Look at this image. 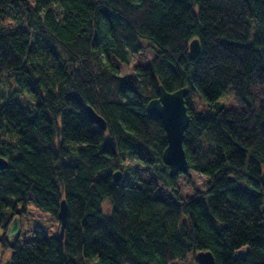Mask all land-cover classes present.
<instances>
[{
    "label": "trees",
    "instance_id": "trees-1",
    "mask_svg": "<svg viewBox=\"0 0 264 264\" xmlns=\"http://www.w3.org/2000/svg\"><path fill=\"white\" fill-rule=\"evenodd\" d=\"M145 45L153 55L130 74L108 59L128 62ZM4 73L32 94L19 100L0 82L6 264H170L200 250L215 264H264V0H0ZM159 84L188 89L182 144L189 169L208 178L184 197L174 191L182 173L161 160V120L145 108ZM227 91L236 107L217 103ZM193 93L206 110L194 111ZM125 155L153 176H125ZM62 199V237L7 240L27 201L57 219Z\"/></svg>",
    "mask_w": 264,
    "mask_h": 264
},
{
    "label": "rangeland",
    "instance_id": "rangeland-1",
    "mask_svg": "<svg viewBox=\"0 0 264 264\" xmlns=\"http://www.w3.org/2000/svg\"><path fill=\"white\" fill-rule=\"evenodd\" d=\"M152 55L153 48L145 45L140 53L131 54L128 62H122L112 55L108 56V59L117 67L119 74L127 75L132 73L135 65L149 61ZM0 82L1 87H3L5 92L14 91V95H16L19 100L27 101L32 99L31 92H29L26 87L18 86L12 76L6 73L0 74ZM188 101L196 112L207 109L206 102L199 98L195 93L189 95ZM217 103L222 104L225 107L237 106L229 91H227L225 95L219 97ZM122 169L125 172V176L128 177L138 175L140 178L149 179L154 174L151 169L147 170V167L144 166L135 156L130 157L125 155V160L122 162ZM207 179L208 178L204 174L189 169L188 175L179 174L177 176L174 191L179 196L184 197L191 194L195 188L204 189ZM164 189L167 192H171L170 188L164 187ZM18 208H21V205H19ZM102 210L105 213L109 212V202L107 199L102 203ZM17 217L19 218V228L10 238L6 236L9 242L18 239L19 243H21L31 235H34V231L39 229L43 230L46 235H52L58 231V220L31 201L26 202V210L17 214ZM1 235L2 229L0 228V237ZM11 253L12 246H5L0 240V264H6L10 259ZM170 264H197V262L192 254H188L185 258L173 261Z\"/></svg>",
    "mask_w": 264,
    "mask_h": 264
},
{
    "label": "water",
    "instance_id": "water-1",
    "mask_svg": "<svg viewBox=\"0 0 264 264\" xmlns=\"http://www.w3.org/2000/svg\"><path fill=\"white\" fill-rule=\"evenodd\" d=\"M189 55L195 57L199 52V43L196 38L189 42ZM188 93L186 87H180L173 91L166 90L161 84L158 85L157 96L150 98L146 103V111L160 118L166 134V146L161 153V160L168 166L170 175L179 173L187 174L189 171L185 150L182 144L183 133L189 122L185 97ZM89 120L102 130L106 129L105 119L89 104L84 105ZM6 167V160L0 156V168ZM113 177L121 178V172L115 171ZM56 217L59 221L58 235L63 236L64 226L67 219V207L64 199L60 200ZM19 228V218L14 216L8 225L6 236L9 238ZM242 251H246L243 248ZM238 255H242L239 252ZM197 264H215L211 251L200 250L194 255Z\"/></svg>",
    "mask_w": 264,
    "mask_h": 264
}]
</instances>
